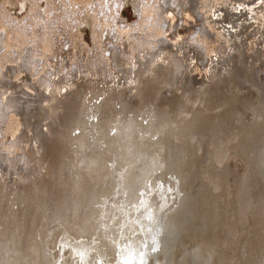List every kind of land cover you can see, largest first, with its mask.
<instances>
[{
  "label": "bare ground",
  "instance_id": "bare-ground-1",
  "mask_svg": "<svg viewBox=\"0 0 264 264\" xmlns=\"http://www.w3.org/2000/svg\"><path fill=\"white\" fill-rule=\"evenodd\" d=\"M193 1L166 2L172 8L197 4L203 27L219 33L229 16L207 17L208 0ZM224 4L216 0L211 8ZM256 9L255 24L241 20L226 39L219 37L221 55L202 70L199 87L191 85L187 49L203 56V43L191 41L184 48L158 37L142 41L141 33L148 36L143 30L131 40L138 45L127 51L142 54L144 48L148 55L155 50L151 65L136 68L149 61L147 56L137 60L124 48L119 56L114 48L113 57L123 58L118 66L125 68L124 75L104 70L93 74L96 78L74 77L79 68L63 61L45 65L40 55L48 70L42 73L30 52L29 65L20 62L14 71L0 72V128L6 125L0 135V209L5 208L0 211V264H199L210 256L211 264H264V123L254 124L264 122V0ZM38 43L39 49L47 47L45 40ZM235 70L237 83L250 73L247 92L231 81ZM105 76L116 84L105 86ZM249 97L253 102L244 111L252 125L243 131L254 136L259 124L262 136L254 138V145L238 139L228 144L246 146L245 157L255 161L239 182L236 176L224 178L230 167L220 157L201 163L203 138L195 136L199 127L213 130L215 119L219 124L217 116L229 111H221L227 100L245 105ZM166 107L175 116L159 113ZM239 130L234 128L236 134ZM180 136L175 153L173 139ZM11 137L13 148L3 151ZM216 141L220 138L204 142L210 150ZM7 164L22 169L14 171L11 182ZM47 165L52 169L45 170ZM239 183L245 208L233 201L234 215L227 199ZM79 208L84 209L76 212ZM74 217L78 220L71 226ZM183 247L202 254L192 259Z\"/></svg>",
  "mask_w": 264,
  "mask_h": 264
},
{
  "label": "rangeland",
  "instance_id": "rangeland-1",
  "mask_svg": "<svg viewBox=\"0 0 264 264\" xmlns=\"http://www.w3.org/2000/svg\"><path fill=\"white\" fill-rule=\"evenodd\" d=\"M215 1L208 0L207 17L209 14L214 18L229 16V21L223 24L219 33L211 32L210 27H203L195 3L194 6L173 5L172 8L171 3L166 0H163L162 4L158 0H0V43L5 44V48L9 45V36L13 33L12 26L17 36H23L25 33L35 42H40L45 37L47 47L39 49L41 51L39 54L43 58L42 64L46 65L51 60L55 67L63 61L68 68H79L74 77L82 75L93 77L95 76L93 74H100L104 70L124 75L125 68L118 66V64L122 65L123 58L113 57V49L121 51L124 48L125 54L133 53V50H127L136 43L131 41L133 36L140 35L142 30L148 33L146 37L150 39L158 37L166 39L169 43L174 41L175 47L180 45L187 48L191 41L200 40L204 46L203 56H197L195 52L187 49L191 63V85L199 87L202 83V70L212 67L215 57L221 55L218 53L219 37L226 39V36L239 26L241 20L245 21L246 26H252L259 14L256 6L260 0H220L225 3V7L213 10L214 7L211 8V5H215ZM156 10L164 14L158 17ZM56 17L58 19L55 21ZM206 22H210L209 19L206 18ZM11 37L13 38V34ZM31 43L32 41L29 40V47ZM136 44L138 45V42ZM56 46L58 53L55 50ZM2 52L3 48H0V53ZM154 52L155 50L150 51V55ZM119 54H123V51ZM134 54L136 59L140 58V53ZM104 57L106 60H103ZM41 69L42 73L48 71L44 65ZM133 77L136 79L135 76ZM109 99L113 100V98ZM8 114L12 116L15 111L11 110ZM5 126L4 124L0 128V135L5 132ZM8 126L10 123L7 124ZM13 138H9L2 147L3 151L13 148ZM5 167L8 169L6 178L11 182V178L15 177L14 171H18V166L7 164ZM18 172L21 173L22 169Z\"/></svg>",
  "mask_w": 264,
  "mask_h": 264
},
{
  "label": "water",
  "instance_id": "water-1",
  "mask_svg": "<svg viewBox=\"0 0 264 264\" xmlns=\"http://www.w3.org/2000/svg\"><path fill=\"white\" fill-rule=\"evenodd\" d=\"M237 76H240V75L238 74L237 70H235L232 73V77L233 78L231 79V81H233L235 83V85H239L241 87L240 89H243V90L246 89L245 91L247 92V90H249V87L246 84V80L248 78H250V73L247 72V71H245L244 74L241 75V80H240L239 83L235 82V79H237L236 78ZM227 88H228V86H227ZM250 94H251V92H250ZM252 98H254V97H252ZM222 99H223L222 97L219 98V100H222ZM175 100L176 99L173 98L172 101H175ZM236 101H237V99L234 98L233 99V103L231 102V104H229V101L227 100L222 105L224 107L221 109V111H223L224 109H228L229 111H225V112L222 113V115L220 114V115L217 116V117H219L218 119H220V121L218 122L219 124L217 125V121H218L217 119H215L216 121H214V119H213L212 122L213 121L214 122L212 123V125L215 128L213 130H206L205 131L204 129H201L199 127V131H198V133L196 134L195 137L203 138L202 141L199 142L200 143V146L199 147L201 149V153H202V155H204L201 158V163L205 165V164H207V162H210V161L211 162H216L215 161L216 158L220 157L222 159V165L223 166H229L230 167V171L227 172V173H225L224 178L227 179L230 176H236L238 178V181L240 182V181H242V180H240L241 179L240 178V175L244 172V168L250 169L253 166L254 162H255V161L252 162L251 160H249L248 157H245L246 154L244 153V150H245L247 144H253V145L256 144L253 140H254V138H256L258 136H262L261 135L262 134V127H261V125L258 124V126H257V128L255 130L256 135H254V136H249L248 134L245 135V133L243 131V127L250 126L252 124L250 123L249 118H248L247 114L244 111V108L246 106L250 105L253 102V99H251L250 97L248 99H246L245 105L244 104H238ZM229 105H231L232 107H229ZM227 112L229 113V115H227ZM159 113L160 114L161 113H169V114H173L174 115L173 111H171V110L169 111L168 107L162 108V110H160ZM182 113L187 117V120L189 119V117H191L189 114H187L185 112H182ZM227 116H229V117L227 118ZM231 116H235V118L237 120L236 121H233L231 119ZM221 117H223V118L221 119ZM208 119H207V121H208ZM188 121L191 122V120H188ZM214 123H216V124H214ZM256 123H264V122L257 121L254 124H256ZM234 128H238V129L240 128V130H239V132L237 134L235 133ZM203 134L205 136L200 137ZM213 137H216V139L217 138H220V141H216V145L211 146L213 148L209 150V149H207V146H206L207 142H204V141H207V139L208 140H211ZM86 138H87V140H89L88 137H86ZM76 139H74V140H76ZM182 139H183L182 136L178 137V140L173 139L172 146H173V151L175 153H179L180 152V149H177V148L180 147V144H181L180 142H181ZM225 139H229V142L226 143V140ZM235 139L240 140L243 145H245V143H246V146L245 147L240 146V147H236V148L230 147L228 144L231 141L235 140ZM73 142H75V141H73ZM68 144H70V143H68ZM71 144H73V143H71ZM175 145L177 146V148L175 147ZM229 155H230V157L236 158L238 160L239 163H238L237 166H235L233 164L232 158L230 160ZM196 157L197 156L194 155V161H195ZM243 165H244V167H243ZM47 169L50 170V169H52V167H50V166L47 165L46 168H45V170H47ZM62 173L64 175V171H62ZM41 185H42L43 189H45L44 188V185L43 184H41ZM197 187H200V185H197ZM37 189L39 191L43 190V189H40V188H37ZM236 191H238V193H239V197L238 198H236L234 196V194H235ZM243 192H244V186L241 183H239L237 185V188L235 189L234 193L230 194L231 196L228 197V199H227V202L229 204L232 203L230 205L232 206V209H233L232 212L234 213V215H235V209H234V203H233V201H235V202L236 201H239L240 204L242 205V207L245 208V203H243V201L241 200V196L243 195ZM254 206L256 207V203L253 204L252 207H254ZM3 209H5V208L2 207V210L0 209L1 214L5 213V212H3ZM83 209L84 208L76 209V212H80V210H83ZM4 211H6V210H4ZM70 213H71V210L67 211L66 212V215L68 216V214H70ZM236 216L239 217L240 215L238 213H236ZM10 217H13V216H10ZM77 220H78V218L77 217H74V219H73V221L71 222L70 225L72 226V224H74ZM243 221H244V219H243ZM21 222H24V221L21 220ZM64 223L66 224V222H64ZM42 235L43 234L41 233V236ZM140 247L143 248V245L142 246L140 245ZM182 250L186 251L187 252L186 255L187 256H190V258H192V259H195V258H193L194 256H196V259H198L199 256L202 254L199 250L193 249V248L183 247ZM212 257L213 256H210L208 258V261H207V259H202V261L200 260L199 261V264H211ZM22 263H23V261H22Z\"/></svg>",
  "mask_w": 264,
  "mask_h": 264
},
{
  "label": "flooded vegetation",
  "instance_id": "flooded-vegetation-1",
  "mask_svg": "<svg viewBox=\"0 0 264 264\" xmlns=\"http://www.w3.org/2000/svg\"><path fill=\"white\" fill-rule=\"evenodd\" d=\"M167 1V0H166ZM218 9H220V8H218ZM49 19V18H48ZM48 19H46V21H48ZM57 20V17H56V19H55V21ZM55 21H54V23H55ZM50 22V21H49ZM156 23H157V17H156ZM219 23H223V22H221V21H219ZM11 25V24H10ZM41 25V24H40ZM48 25H50L49 23H48ZM11 30H12V32L13 33H11L10 34V36H9V45H7L6 46V48H5V44H2V43H0V48H3V52L2 53H0V72L1 73H4V72H6V71H8L9 69H11V71L10 72H12V71H14L15 69H16V67L20 64V62H21V65H25V66H27V65H29V62H28V60L26 59V56L28 57V59H29V56L26 54V53H28V52H30V54H31V56H34L35 57V64L37 65V66H39V67H41L42 65H41V57H40V54H39V56L38 57H36L37 56V51H38V53H39V43L38 42H34L35 40L32 38V37H29V36H26L25 35V33H24V35L23 36H20V35H16V34H14V32H15V28L13 27V28H11ZM18 31V30H17ZM16 31V32H17ZM39 31H40V29H39ZM144 31V30H143ZM12 34H13V38L11 37L12 36ZM143 34H146L145 32H143ZM141 35V40L142 41H144L145 40V38H146V36L147 35ZM148 34V33H147ZM23 37H25V38H23ZM44 39H45V37L42 39V40H40V41H44ZM29 40L30 41H32V43H31V47H29V44H28V42H29ZM22 42H23V44H22ZM22 45H21V44ZM35 43V44H34ZM37 43V44H36ZM141 43V42H140ZM18 44V45H17ZM142 46V45H141ZM34 47V48H33ZM138 49H140L141 47H137ZM143 53L142 54H140V58H143V59H146L145 57L147 56V58H148V62L147 61H144L143 63H141L139 66H137L136 68H145L144 66V64H146V66L147 65H151L149 62H150V60H151V58H150V52H149V54L147 55V53L145 54V49L143 48V50H141ZM122 51H119L118 52V55L120 56V54L119 53H121ZM135 52H137V49L135 50ZM134 52V53H135ZM133 57V56H132ZM44 68L46 69V67L44 66ZM135 68V69H136ZM129 69H131V68H129ZM1 78V77H0ZM102 79H104L105 81H106V83L105 82H103L104 83V85L106 86H108V87H112V84H116V82L114 81V83H110V81L112 80H109V77H107V76H105V77H101ZM94 79V78H93ZM89 80H92V78L91 79H89ZM19 95H21V94H18V96ZM24 98H25V96H23ZM20 105L22 104V103H19ZM6 114H7V112H6Z\"/></svg>",
  "mask_w": 264,
  "mask_h": 264
}]
</instances>
